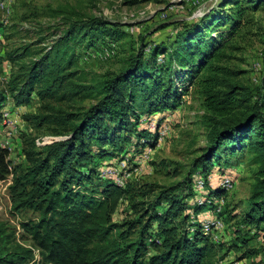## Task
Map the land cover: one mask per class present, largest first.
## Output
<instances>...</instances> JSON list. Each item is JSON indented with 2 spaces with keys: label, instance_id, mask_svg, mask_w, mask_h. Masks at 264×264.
I'll return each mask as SVG.
<instances>
[{
  "label": "trees",
  "instance_id": "16d2710c",
  "mask_svg": "<svg viewBox=\"0 0 264 264\" xmlns=\"http://www.w3.org/2000/svg\"><path fill=\"white\" fill-rule=\"evenodd\" d=\"M263 5L264 0H219L196 23L177 31L172 46L151 44L142 36L140 47L117 72L90 80L76 67L75 50L86 43L92 51L105 38L115 44L122 32L100 18L77 17L42 57L12 72L5 90L12 105L27 106L36 96L44 111L23 118H32L37 126L53 123L54 134L67 138L41 148L26 140L22 149L26 164L12 169L8 149L0 147V180L12 177L8 186L12 209L38 215L23 226L44 264H216V243L186 211L182 192L194 198L195 218L217 208L227 190L221 182L214 187L208 174L222 149H229L230 156L250 157L253 182L241 226L257 231L252 236L258 235L261 244L247 255L258 257L254 264H264V58L255 82L242 80L243 72L227 64L236 39ZM20 50L8 55V61L19 64L38 54L28 47ZM165 55L167 64L157 63ZM3 57L0 49V62ZM195 84L207 146L183 180L157 191L154 185L135 181L126 180L121 187L114 179L101 180V159L107 160L104 166L120 165L109 149L119 141L122 147L134 141L137 150L144 151L157 130L138 131L140 118L173 110ZM6 99L0 91V124ZM87 99L93 103L83 106ZM200 173L204 187L195 192L192 177ZM223 210L224 206L219 214ZM119 212V218L129 214V219L115 223ZM242 227L239 237L244 236ZM241 239L248 244L249 239ZM8 245L0 235V264H32L33 250L20 245L7 249Z\"/></svg>",
  "mask_w": 264,
  "mask_h": 264
},
{
  "label": "rangeland",
  "instance_id": "374dc122",
  "mask_svg": "<svg viewBox=\"0 0 264 264\" xmlns=\"http://www.w3.org/2000/svg\"><path fill=\"white\" fill-rule=\"evenodd\" d=\"M218 2L219 0H0V21L3 26L0 30V49L4 51V57L0 62V91L7 96L2 109V114L7 113V117L6 121L0 124V147L8 149L11 169L26 164L22 153L26 140H34L35 144L36 139L41 141L40 139L47 137L60 138L58 141L67 139L54 134L57 127L53 123H42L37 126L32 118L29 120L23 118L44 111L42 103L36 96H32L29 105L16 108L5 90L12 72L17 71L20 64L30 65V61L42 57L77 17L100 18L117 25L122 32L120 40L114 41L115 44H109L108 42L112 40L105 38V41H99L91 47L92 51L85 47L86 43L75 50L76 67L83 70L90 80L106 73L117 72L124 60L140 47L142 36H147L146 42L156 45L163 43L169 47L177 31L196 23L210 9L215 8ZM180 5L181 8L168 11L170 6ZM75 13L78 16H75ZM160 26L165 27L155 31ZM240 34L235 42L236 49L232 50L231 59L227 64L243 72L242 80L255 82L261 73L264 58V5L251 15L250 23ZM24 47L38 54L35 57L26 56L19 64L8 61V55H13L12 52L17 49L19 50L17 53L20 54L23 51L20 49ZM148 49L149 47L146 51ZM85 52L88 53L83 55ZM162 62L167 64V55L157 58V63ZM164 78L166 82L167 78ZM92 103V100L87 99L83 106ZM79 107L76 105V108ZM203 117L204 111L200 104L197 84L176 103L173 110L157 113L153 117L142 116L136 125L138 131L155 129L157 135L144 151L137 150L134 141L123 147L119 141L116 147L110 148L116 164H120L116 166L120 167L118 172L130 173L128 181L154 185L156 191L181 182L191 169L193 160L207 146ZM160 118L163 120L161 126L157 127ZM35 147L38 148L36 145ZM228 151L229 149L220 150L219 159L213 162V169L208 174V180L214 187L219 185L221 177L229 178L232 182V188L225 191L223 198L219 199L218 206H224L222 214L216 216L215 210H205L199 214L200 217L195 218L194 198L187 197L185 191L182 192V197H185L186 211L192 215L196 223H201L206 217L210 219V216L221 219L222 228L218 231V241L213 242L216 243V264H254L258 257L247 255V252L257 248L258 244H261V239L258 235L252 236L255 232L257 234L254 229L250 231L249 227L241 226V219L247 211L246 200L253 182L250 157L247 154L230 156L227 155ZM101 160L102 163L98 161L101 171L115 168L104 166L107 160ZM219 164L223 165L220 169ZM226 169L231 170V173L225 174ZM100 178L104 181L102 175ZM192 178L194 181L192 189L195 192L203 189L197 187V182L203 181L202 174H194ZM11 181V176L0 180V235L8 240L7 249L14 245L31 249L34 253L32 264H44L23 226L36 221L38 215L29 210L15 212L12 209L8 193ZM97 182L98 180H95L94 184ZM124 206L123 203L120 210H124ZM120 214L119 212L114 217L115 223H121L129 216L128 214L121 220ZM133 217L131 214L130 218ZM193 220L191 219V222ZM239 226L242 227L241 232L244 234L242 237H239L237 232ZM243 237L245 240L249 239L247 245L243 244L244 241L241 239ZM149 251L153 254L152 250Z\"/></svg>",
  "mask_w": 264,
  "mask_h": 264
},
{
  "label": "built area",
  "instance_id": "2783aa9c",
  "mask_svg": "<svg viewBox=\"0 0 264 264\" xmlns=\"http://www.w3.org/2000/svg\"><path fill=\"white\" fill-rule=\"evenodd\" d=\"M182 6H170L168 8L169 12L174 11V9H179ZM6 117H7V113H3L2 114V119L5 122L6 121ZM2 121V122H3ZM60 139V138H59ZM59 139H56V137H47L45 139H40L41 141H39V139L35 140V145L39 148L46 146V145H50L55 141H58ZM120 171V167L118 168H106L104 170L101 171V175L104 178H109V179H114V181L116 182V184L118 186H124V183L126 180H128V177L130 175V173L127 172H118ZM203 181L197 182V187L198 188H203ZM221 185L223 186V188L225 190H230L232 188V182L229 178H224L221 181ZM221 210V206L219 205L216 209H215V214L216 216L219 215ZM197 217H200V215H198ZM213 217V216H212ZM201 227H202V232L204 235L208 236V238L212 241V242H217L218 241V231L222 228V221L219 217H213V218H208L206 217L204 220L201 221Z\"/></svg>",
  "mask_w": 264,
  "mask_h": 264
},
{
  "label": "crops",
  "instance_id": "0c3cea01",
  "mask_svg": "<svg viewBox=\"0 0 264 264\" xmlns=\"http://www.w3.org/2000/svg\"><path fill=\"white\" fill-rule=\"evenodd\" d=\"M210 218H212V216H210Z\"/></svg>",
  "mask_w": 264,
  "mask_h": 264
}]
</instances>
